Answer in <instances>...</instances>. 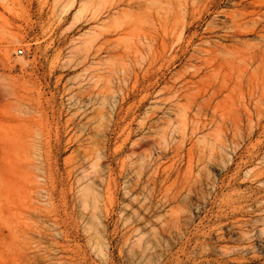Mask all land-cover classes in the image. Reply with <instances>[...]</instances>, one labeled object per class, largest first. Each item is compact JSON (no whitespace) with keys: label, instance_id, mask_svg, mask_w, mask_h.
I'll return each instance as SVG.
<instances>
[{"label":"rangeland","instance_id":"obj_1","mask_svg":"<svg viewBox=\"0 0 264 264\" xmlns=\"http://www.w3.org/2000/svg\"><path fill=\"white\" fill-rule=\"evenodd\" d=\"M263 26L264 0H0V88L48 128L24 102L0 123L61 151L72 113L113 124L106 189L76 190L95 264H264Z\"/></svg>","mask_w":264,"mask_h":264},{"label":"bare ground","instance_id":"obj_2","mask_svg":"<svg viewBox=\"0 0 264 264\" xmlns=\"http://www.w3.org/2000/svg\"><path fill=\"white\" fill-rule=\"evenodd\" d=\"M258 33H264V26ZM239 36L234 33L227 40L234 41ZM62 79L63 76L59 78L60 83ZM37 87L42 91L41 85ZM17 88L14 84L9 93L0 88V105L14 111L24 102L29 109L40 113V122L35 126L42 135L48 128L43 121L42 94H37V98L23 96ZM72 92L70 88V95ZM77 117V113H72L67 120L64 151H61L60 134L55 145L35 141L39 148L33 150L26 137L19 133L21 124L9 130L7 125L0 123V264H95L88 223L82 234L78 230L76 190L80 171L84 172L82 179H87L89 185L101 181L106 189V179L102 176L106 171V135L110 133L107 128L112 122L109 120L108 127L105 122L98 129L91 125L90 119L78 124ZM66 152L69 154L62 159V153ZM90 163L95 167L93 176L85 173ZM157 169V166L151 169L146 181L155 182ZM172 200L169 198L167 202ZM102 263L106 264V259Z\"/></svg>","mask_w":264,"mask_h":264},{"label":"built area","instance_id":"obj_3","mask_svg":"<svg viewBox=\"0 0 264 264\" xmlns=\"http://www.w3.org/2000/svg\"><path fill=\"white\" fill-rule=\"evenodd\" d=\"M19 53L21 54V53H22V51H19Z\"/></svg>","mask_w":264,"mask_h":264}]
</instances>
